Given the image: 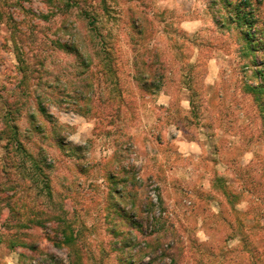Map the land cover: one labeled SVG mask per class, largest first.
<instances>
[{"label":"rangeland","instance_id":"obj_1","mask_svg":"<svg viewBox=\"0 0 264 264\" xmlns=\"http://www.w3.org/2000/svg\"><path fill=\"white\" fill-rule=\"evenodd\" d=\"M0 264H264V0H0Z\"/></svg>","mask_w":264,"mask_h":264}]
</instances>
